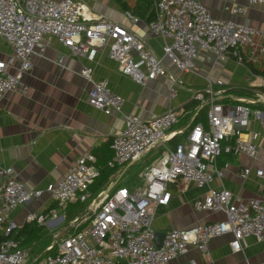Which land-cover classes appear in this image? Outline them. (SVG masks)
I'll use <instances>...</instances> for the list:
<instances>
[{
    "label": "built area",
    "instance_id": "built-area-1",
    "mask_svg": "<svg viewBox=\"0 0 264 264\" xmlns=\"http://www.w3.org/2000/svg\"><path fill=\"white\" fill-rule=\"evenodd\" d=\"M247 2L264 11V0ZM152 3L154 18L148 27L151 33L163 38V54L179 72L192 70L200 52H211L224 60L231 50L235 60L252 64L264 57V29L215 18L197 0ZM223 8L233 15L245 12L235 5V0H226ZM124 15L132 22L138 21L129 11ZM50 38L68 48L72 55H85L90 61L106 47L118 70L136 83L165 76L171 96L183 85L179 77L166 71L162 58L139 37L118 22L102 17L92 19L79 0H0V39L10 49L9 54L0 57V102L8 92L26 93L28 86L23 77L31 69L33 54L42 52ZM80 74L92 84L86 98L90 106L107 115L121 112L122 98L111 92L105 81L93 82L91 67H83ZM261 83L264 84V78ZM214 85L223 86L224 82L217 79L208 82L204 90L192 92L191 99L197 102L193 112L196 116L205 107L206 124L192 123L193 116L184 140L172 147L169 142L184 134L182 129H172L188 114L184 108L168 109L149 120L123 114V128L110 143L112 156L107 161L108 168L125 170L152 149L161 147L159 155L137 172L138 183L128 187L113 182L109 189L93 195L90 186L100 175L96 159L92 154L78 158L60 180L45 188L55 206L25 217L27 223L48 225L52 231L58 229L44 249L45 255L31 260L30 251L17 240L6 238L0 243V264H168L190 246L206 253L209 240L225 233L231 234L229 245L233 252L241 250L248 236L264 240L262 162L254 168L245 166L240 173L244 178L254 170L262 181L258 196L232 200L228 190L209 187L194 199L192 207L199 212H222L224 219L168 229L160 246L155 244L151 222L156 209L168 204V184H176L179 190L189 183L209 186L214 176H223V170L215 166L222 153L244 154L250 160L258 157L254 140L264 134V113L250 105L264 104V94L238 98L235 104L224 105L216 101L222 92L215 90ZM251 117L260 121L261 131L250 132L249 140H244L242 133ZM208 166H213L214 173ZM43 192L28 190L13 168H0V235L7 236L16 228L10 213L20 205L38 200ZM75 202L89 203L82 215L64 225L68 205ZM63 226L72 231L61 237Z\"/></svg>",
    "mask_w": 264,
    "mask_h": 264
},
{
    "label": "crops",
    "instance_id": "crops-1",
    "mask_svg": "<svg viewBox=\"0 0 264 264\" xmlns=\"http://www.w3.org/2000/svg\"><path fill=\"white\" fill-rule=\"evenodd\" d=\"M79 1L87 7L92 19L102 17L118 22L139 37L145 46L162 58L166 71L179 77L183 85L171 96L165 76L147 80L144 84L136 83L118 70L117 63L108 57L106 47L90 61L85 55H72L68 48L50 38L42 52L36 51L33 54L31 69L23 77V82L28 86L26 93L8 92L0 102V168H13L17 179L28 190L44 191L38 200L20 205L10 213V218L16 225L13 233L27 223L25 217L28 214L42 213L55 206L45 188L49 183L60 180L78 158L92 154L97 167L104 165L112 156V137L123 128V114L131 113L142 120H149L168 109L183 108L190 101L193 91H202L208 82L213 83L217 79L222 80L224 85H214L215 90L222 92L216 100H221L224 105H233L238 98H253L230 93L229 89L248 88L255 91L259 86H264L261 83L264 76L253 73L246 64L247 61L238 62L229 53L222 60L211 52H200L193 62L192 70L179 72L174 63L163 54V38L151 33L149 22L145 20L147 15L153 14L151 6L144 8L138 0ZM197 1L205 5L215 18L231 19L248 27L264 29V11L259 6L248 4L247 0H235L236 6L245 9L241 15L225 11L223 7L226 0ZM126 11L138 18V21L132 22L126 18ZM9 53V47L0 39V57ZM248 63L256 70L264 71V57L257 64ZM83 67L92 68L93 82L105 81L111 92L122 98L121 112L107 115L87 103V92L92 84L80 74ZM259 105L260 108L253 109L264 113V104ZM195 113L189 110V117L182 118L172 128L184 130L182 140L191 127L190 122L193 116L195 118ZM198 115L196 122L206 124L204 110ZM261 127L260 121L251 117L242 138L249 140V133L260 132ZM254 143L259 152L255 160H250L244 154L220 155L215 166L223 170V176H214L209 186L197 187L194 183H189L179 190L176 184H168L171 197L166 206H160L155 211L151 222L154 233L224 219L222 212H199L192 207L194 199L205 194L209 187L228 190L232 194V200H247L258 196L262 181L254 170L244 178L240 175L243 167L254 168L264 162V134L258 136ZM146 157L148 156L145 155L141 160ZM135 164L138 163L126 167V170L129 171L128 168ZM225 164H228L226 168ZM126 170L113 173L106 189L115 181L122 182ZM208 170L214 173L213 166H208ZM123 182L120 185H124ZM42 226L47 231L45 234H55L58 231ZM230 240V233L213 237L207 244L206 253L190 246L168 264H264V240L257 241L253 236H248L245 245L238 252L231 250ZM49 244L26 249L31 255L38 254L37 260H40Z\"/></svg>",
    "mask_w": 264,
    "mask_h": 264
},
{
    "label": "trees",
    "instance_id": "trees-1",
    "mask_svg": "<svg viewBox=\"0 0 264 264\" xmlns=\"http://www.w3.org/2000/svg\"><path fill=\"white\" fill-rule=\"evenodd\" d=\"M117 1L121 2V0H117ZM138 1L140 3H142V6H144V8H148L149 6H151V8H152L151 9L152 10L151 12L153 14H152V16L151 15H147L146 18H145V20L147 22L151 21L154 18V10H153L152 0H138ZM121 5L123 6V8L125 10H127L125 4L122 3ZM139 8H141V5L137 9L138 11L140 10ZM227 53H229L232 56L231 50H229ZM246 64H248L249 68L251 69V71L253 73H258V74L264 76V71H260V70L258 71V70H256L248 62ZM229 92L230 93H233V94H236V95H244L245 97L247 95L249 97L250 96L251 97H254L256 93H262V94H264V86H259L255 91L254 90H251V89H248V88H243V89H239V90H235V89L234 90H230L229 89ZM216 101L222 103L221 100H216ZM234 102L235 101H233V103ZM195 105H197V102L195 100L191 99L188 103H186L184 105L183 108L185 109L186 112H188L189 110L193 111V109L196 107ZM250 106H251V108H260L261 105H259V103H255V104H252ZM201 110L202 111L204 110V112H205L206 111V108L205 107H202L198 111L200 112ZM198 111H197V115L199 114ZM189 115L187 114L186 116L189 117ZM197 115L193 119L192 123L196 122V120H197V118L199 116V115L198 116ZM186 116L183 117V118H186ZM182 137H183V134L182 135L175 136L169 142V144L171 146H174V144H176L177 142L182 141ZM160 152H161V147L160 146L152 149L148 154H146V156L151 155L152 157L148 161H146L144 165L149 164L150 161L153 158L157 157ZM228 155H231V154H228ZM107 161L104 163L103 166L98 167L99 168V171H100V175H99V177L97 179L94 180L93 184L90 186V191H91V193L93 195H95L101 189H104V188L106 189L109 186V184H110L109 177L111 175H113V173L116 172V169L108 168L107 167ZM136 163H139V162H136ZM144 165L141 166V168L144 167ZM140 169H138V171ZM138 171L133 172V174L134 173L137 174ZM128 181H130V180H128ZM115 182H116V185L122 183V182H118V181H115ZM88 203L89 202H85V203L75 202V203L69 204L68 205V208L66 210V219L67 220H72L74 217L82 215L85 212ZM45 233H47V231L45 230V227H43L42 225H38V224H35V223H25L23 226H21L20 228H18L17 232H15V233H13V231H11V232L8 233L7 236L0 235V243L4 239H6V238H13V239L17 240L20 243V245H22V247H25V248H27V247H34L36 245H38V246H40V245L41 246H45L46 244H48L47 240H45ZM37 255L38 254L33 253L31 255V259H33ZM42 256L43 255H41L40 258H42Z\"/></svg>",
    "mask_w": 264,
    "mask_h": 264
},
{
    "label": "rangeland",
    "instance_id": "rangeland-1",
    "mask_svg": "<svg viewBox=\"0 0 264 264\" xmlns=\"http://www.w3.org/2000/svg\"><path fill=\"white\" fill-rule=\"evenodd\" d=\"M201 109V108H200ZM152 156L151 155H149L148 157H146V158H144L143 160H141V161H138L139 163L136 165H133V166H131L130 168H128L129 169V171L128 170H126V174L124 173L123 174V176H122V180L124 181H122L123 183H124V185H127L128 187H130V184L132 185V184H137L138 183V181H139V179L138 178H136V173H134L133 174V172H135L136 170H138V169H140V167L143 165V164H145V162L147 161V159H149V158H151ZM133 174V175H132ZM128 180H130V182L128 181ZM127 184H126V183ZM130 183V184H129ZM70 222V220H67V219H65V223H64V225L65 224H68ZM45 225H47V224H45ZM48 226V225H47ZM64 228V231L60 234L61 235V237H63V236H66L67 234H66V232H68V231H72L71 229V227L70 228H68V229H66L65 230V228L67 227V226H63ZM45 240H47V242L48 243H51L52 242V240H53V234H45ZM33 257V256H32Z\"/></svg>",
    "mask_w": 264,
    "mask_h": 264
},
{
    "label": "water",
    "instance_id": "water-1",
    "mask_svg": "<svg viewBox=\"0 0 264 264\" xmlns=\"http://www.w3.org/2000/svg\"><path fill=\"white\" fill-rule=\"evenodd\" d=\"M163 237H164V232H157V233H155L154 239H155L156 246H160Z\"/></svg>",
    "mask_w": 264,
    "mask_h": 264
}]
</instances>
